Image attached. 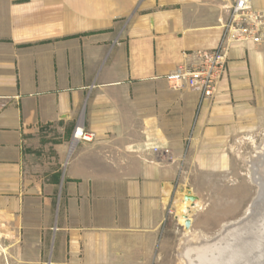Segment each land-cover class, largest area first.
<instances>
[{
    "label": "crops",
    "instance_id": "1",
    "mask_svg": "<svg viewBox=\"0 0 264 264\" xmlns=\"http://www.w3.org/2000/svg\"><path fill=\"white\" fill-rule=\"evenodd\" d=\"M233 2L0 0L10 264H162L187 192L190 227L207 231V200L184 179H207L264 126V43L225 44L211 98L165 76L219 45ZM252 5L264 12V0ZM78 126L93 137L73 141Z\"/></svg>",
    "mask_w": 264,
    "mask_h": 264
},
{
    "label": "rangeland",
    "instance_id": "2",
    "mask_svg": "<svg viewBox=\"0 0 264 264\" xmlns=\"http://www.w3.org/2000/svg\"><path fill=\"white\" fill-rule=\"evenodd\" d=\"M260 43H264V40ZM264 148V126L251 132H245L244 138L238 140L234 146L228 147L225 160L218 163V168L207 169V179L185 178V188L202 194L207 204V231H200L199 227L186 230L170 223L167 231V242L163 248L162 264H184L179 256L181 244L187 240L197 241L200 238L210 239L219 234L222 229L236 223L247 215L249 206L256 198L258 185L254 182L251 158ZM256 159L254 163L257 161ZM209 166V165H208ZM258 178V177H257ZM189 202V201H188ZM191 205V203L189 202ZM168 226V225H167ZM0 239V264L11 263V251Z\"/></svg>",
    "mask_w": 264,
    "mask_h": 264
},
{
    "label": "bare ground",
    "instance_id": "3",
    "mask_svg": "<svg viewBox=\"0 0 264 264\" xmlns=\"http://www.w3.org/2000/svg\"><path fill=\"white\" fill-rule=\"evenodd\" d=\"M250 162L259 190L247 215L210 239L185 240L178 250L184 264H264V148ZM189 205L184 201L181 206L183 223V215L192 212Z\"/></svg>",
    "mask_w": 264,
    "mask_h": 264
},
{
    "label": "built area",
    "instance_id": "4",
    "mask_svg": "<svg viewBox=\"0 0 264 264\" xmlns=\"http://www.w3.org/2000/svg\"><path fill=\"white\" fill-rule=\"evenodd\" d=\"M224 33L219 45L211 50H197L178 70L165 76L174 89L183 86L199 93L202 98H211L226 70L227 42H253L264 40V12L256 10L252 0H234L229 17L223 23ZM92 133L85 132L81 126L73 131V141H88Z\"/></svg>",
    "mask_w": 264,
    "mask_h": 264
},
{
    "label": "water",
    "instance_id": "5",
    "mask_svg": "<svg viewBox=\"0 0 264 264\" xmlns=\"http://www.w3.org/2000/svg\"><path fill=\"white\" fill-rule=\"evenodd\" d=\"M264 197V196H263ZM262 197V199H261V201L264 199ZM183 200L184 201H189L190 203H191V205H192V207L195 205V200H196V197L194 196V195H192L190 192H187L186 193V195H184V197H183ZM264 203V202H263ZM183 217H184V223H183V225H184V228L186 229V230H188L189 228H190V219L188 218V216L187 215H183Z\"/></svg>",
    "mask_w": 264,
    "mask_h": 264
}]
</instances>
